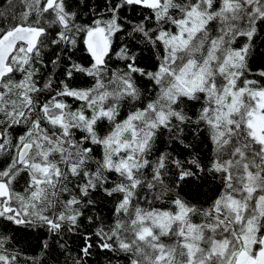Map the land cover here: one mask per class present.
<instances>
[{
  "label": "snow or ice",
  "instance_id": "1",
  "mask_svg": "<svg viewBox=\"0 0 264 264\" xmlns=\"http://www.w3.org/2000/svg\"><path fill=\"white\" fill-rule=\"evenodd\" d=\"M0 264H264V0H0Z\"/></svg>",
  "mask_w": 264,
  "mask_h": 264
}]
</instances>
